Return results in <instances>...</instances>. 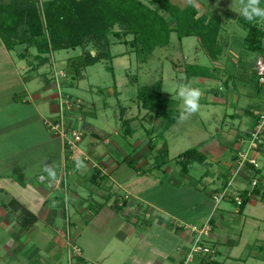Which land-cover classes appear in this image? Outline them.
<instances>
[{"label": "crops", "instance_id": "obj_1", "mask_svg": "<svg viewBox=\"0 0 264 264\" xmlns=\"http://www.w3.org/2000/svg\"><path fill=\"white\" fill-rule=\"evenodd\" d=\"M262 26L264 30V23ZM20 53L8 51L0 40V223L5 228L4 231L17 235L34 233L36 239H48L52 233L59 234L60 236H56L59 241L58 248L52 245L54 249L59 251L67 245L71 246L72 250L74 247H78L80 253L82 251L85 255V259L93 261L98 258L97 254L100 252L97 250L98 242L104 239L107 231L116 226L112 222L120 221L117 212L124 214L129 223L127 224L128 233L124 236L119 235L123 240L134 236L138 228L141 230L142 226L139 219L145 213V216L152 217L153 215L154 219L147 226V231L144 228L142 233H149V230L154 228L163 230L165 234L174 235L171 247H153L157 257L146 264H183L194 239V234L189 226H202L206 222L210 223L211 231L205 239V243L214 249L212 258L214 262L218 264H264V233L262 228L257 226L260 237L251 244L241 239V233L245 229L246 223L255 225L257 221H264V202L259 195L251 194L248 203L240 212L231 200L233 195H238V192H242L244 189H252L250 181L253 179L250 174L245 170L241 171L240 187L233 188L232 185L228 187L230 196L224 201L231 202L236 207L234 211L220 208V202L216 204L214 199V193L224 187L228 175L234 168L238 152L246 147V140L255 123V112L260 109L259 98L255 97L259 91L254 66L251 68L248 81L254 85L256 93L243 87L235 89L233 81L231 92L228 93V81L233 78L231 74L227 76L220 74L221 77L220 75L199 77V83L203 86L211 83L217 85V90H214L213 93L208 91V95L216 97L220 92L219 98H214L213 101L216 103L224 101L226 106L230 107V113L224 114V118L228 116L231 120H238L237 129L232 131L230 128V132H234L233 135L236 136V139L231 149V155L226 159L228 163H225V170L214 171L210 176L204 174V178L207 180L205 183L209 186L207 190L205 185L204 191L206 195H209L210 201L193 202L186 209L175 212L157 204L156 201L150 199L148 194L159 185L161 187H166V185L179 187L180 183L177 182L175 176L178 175V172L184 171L177 162L174 172L169 175L167 174V165H163L161 168H153L154 157L162 144L159 146L154 141V149H149V142L145 133V129L148 128L142 126L144 133L141 132L139 137H135L137 131L132 123L134 145L130 146L132 148L130 151L133 154L123 155L122 159L119 158L123 145L120 140L117 139L111 145L110 135L106 138L95 137L81 129L85 136L79 147L91 157L92 161L98 164L96 170H98L101 179L91 181V174L94 173L91 162L79 159L83 161L84 167L79 169L76 167V160L69 157L60 132L49 130L44 121L48 119H51L50 121L55 119L56 121L60 118L64 127L70 129L80 126L83 119L86 120V116L96 118L95 107L83 106V109L79 111L73 106L71 114L62 112L60 106L62 99L57 94L58 79L59 87L66 88L77 84L74 80L79 73L74 75L71 67L68 66V55L65 58L62 57L58 63V58L55 57L54 52L50 55L48 64L34 69L33 67L37 63L32 62V60H36L31 56L35 54V49L31 48L26 57L20 56ZM122 54H124L122 56L128 57V51L122 52ZM219 55L221 54L218 53L216 55L218 57L215 56L214 58L209 56L211 63L215 66H217L218 58L222 57ZM116 57L121 56L116 55ZM44 67L48 68V74L42 70ZM61 71L65 72L66 75L58 76ZM63 92L61 89V94L65 96L66 93L63 94ZM112 93L116 95L115 91ZM68 96L72 97V95ZM137 109V115L130 118L140 117V110L138 107ZM230 124L234 125L235 123ZM110 145L112 148L109 147ZM260 157H264V146L260 152ZM139 158L141 159L140 163L136 162L140 160ZM259 158V163H262V158ZM128 161L134 164L133 170ZM45 165L54 169L55 179L49 176L45 170ZM188 170L189 167L184 172L185 175ZM106 179L107 181L111 180L117 187L121 188L124 194H112L109 189L103 188L106 185ZM257 181L260 193H264V168L260 169L259 180ZM196 186L197 183L194 182L190 185H182V189L191 188L195 189L196 192ZM95 187L102 188L104 192L95 190ZM94 196L100 198L98 202L94 201ZM62 200L66 206L62 207ZM114 200H117L118 209L112 208ZM70 208L72 209L71 212ZM86 208L90 210L88 211ZM23 210L35 218V222L25 229L19 222H30L31 218L30 215H24ZM234 213L239 215L242 223V230L238 232L239 239L234 237L233 227L238 222ZM70 214L74 216L76 223L80 221L82 216V220L85 222L84 228L76 227L75 222L71 226V222L68 221L69 228L67 231L58 232L59 229L56 227L58 219H69ZM161 214L170 218L172 223L169 225L165 223ZM211 219H213L212 222ZM119 232L118 230L114 236H118L117 233ZM134 237L144 240L146 235ZM205 262L204 258L195 257L189 264H204Z\"/></svg>", "mask_w": 264, "mask_h": 264}, {"label": "rangeland", "instance_id": "obj_2", "mask_svg": "<svg viewBox=\"0 0 264 264\" xmlns=\"http://www.w3.org/2000/svg\"><path fill=\"white\" fill-rule=\"evenodd\" d=\"M194 1L200 14L207 12L209 15L220 20L221 29L218 35L217 50L221 54L219 56L222 57L218 58L216 63L217 66L211 63L209 55L204 51L197 38L184 37L179 40L176 37V34L173 33L171 34L169 45L164 48H157L145 62H140L139 57L137 58L135 53H132V51L130 52L129 46L112 39L113 44L111 46V52L115 56L120 55L121 57L113 58L111 62L101 61L93 66L87 67L78 74V78H75L74 81L77 84H74L73 86L61 88L59 87L58 79L57 94L58 97L62 99V102L59 99L62 112L71 114L70 112L72 111L71 109H66L67 104L65 106L63 105L65 99L70 103H75V105L77 102L87 108L95 107L96 118L86 116V120L107 131L110 135L111 145H113L117 139L123 143L119 155L120 159H122L121 157H123V155L128 153L133 154L130 146L134 145V136L139 137L141 132L144 133L143 128H141L142 126L145 128H153L154 136H158L159 133L162 132L163 122L154 118L152 114L145 115L146 111L139 109L141 114L140 117L137 116L138 118H134L135 120L130 123V126H132V123L135 126L137 131L136 134L134 136H123L124 128L121 126L122 123L119 114V107L127 108L125 117L130 118L136 116L138 106L134 99L139 87L152 85L157 81H161L163 95L172 100L171 106L179 112H182L183 107L182 101L176 96L175 85L177 83H190L193 87L199 88L202 91V96L199 101V112L191 115L187 120L179 119L168 130L164 131L161 137L158 136L159 138L156 139L159 146L162 142H165L167 145L168 164H165L164 166L167 165L168 175L171 174V172H174L178 155L187 149L196 148L202 153L204 151L207 157L206 163L191 164L186 175L184 172H178L175 179L180 183L179 187H168L166 185V187L163 186L165 187L163 188L159 185L148 194L150 199L156 201L157 204L175 212L177 210L181 211L182 209H186L188 205H192L193 202H202L200 200L210 201L209 195H206L204 191L206 185L205 182L207 181L204 178V174L206 173V175L210 176L214 171L225 170V163H228L226 159L231 155V149L234 146V140L236 139V136L233 135L234 132H230V128H232V131H235L237 129L236 125L238 124V120H231L228 116L224 118V114H229L231 111L230 107L226 106L224 101L218 103L213 101L214 98H219L220 92H218L216 97L208 95V91H212L213 93L214 90H217V85L211 83L210 85L203 86L199 83V77H188L184 72L186 65H196L199 66V68L201 66L203 69H201V71L211 77L220 74H223L224 76H227L228 74L233 75L232 79H227L229 80L228 93L231 92L232 81L234 82L235 89L243 87L256 93L254 85L248 81V78L251 75V68L255 64L258 53L246 48L244 42L246 30L239 22V16L241 14L238 0ZM258 24L263 28L262 22H259ZM130 38V36L127 37V39ZM262 44L264 45V39ZM22 47L17 46L15 52L20 53L24 51ZM126 51H128L129 58L122 56L124 55L122 52ZM79 52V49L57 51L55 52V57L58 58L59 63L62 57L65 58L67 55L69 57L74 56ZM94 53L95 51L92 49V54ZM34 55L31 57L33 58ZM216 55L218 54L216 53ZM32 62L35 63L36 61L32 60ZM110 64L113 67L114 77L106 68V66ZM65 67L67 66L65 65ZM42 70H44L46 74L49 72L47 67H44ZM199 71L200 70H197V73H200ZM59 75L62 76L66 74L61 71L58 73V76ZM181 76L186 77V79L181 81ZM67 80H70V78H67ZM114 80L118 96L112 93L114 91ZM61 89L64 91L63 94L66 93L65 96L61 94ZM258 91L259 94H255V97L259 98L260 109H262V95L259 88ZM223 92L226 93V91ZM68 95H72L73 98ZM50 120L51 119H48V121ZM53 120L55 121V119ZM57 120H59V118ZM233 122L235 124L231 125L230 123ZM73 129L82 131L80 126H77V128L74 127ZM82 133L83 141L85 133L83 131ZM247 140L244 149L247 148ZM111 145L109 146L110 148H112ZM136 151L138 152V150ZM240 152H238V154ZM260 158H262L260 166H262L261 169H263L264 157ZM140 161L141 159L136 162L140 163ZM131 169L133 170L132 167ZM233 170L234 168L231 171L234 172L235 170ZM240 172L241 171H238L233 178V188L240 187ZM194 182L197 183L196 192L195 189L191 188L182 189V185H190ZM103 188L107 190L109 189L112 194H124L123 190L117 187L111 182V180L107 181L106 179V185H104ZM206 188L208 190L209 186L206 185ZM95 190L101 191L102 193L104 192L102 188L95 187ZM97 196H94V201L96 202L100 199L97 198ZM63 206H66V203L62 200V207ZM219 207L229 209L230 211H234L236 208L231 202L224 200L220 202ZM86 209L88 211L90 210L88 208ZM71 210L72 209L70 208V212ZM117 213V217H119L121 222H112V224H116V226H113L107 231L104 239L101 242H98L99 245L97 250L100 252L97 254L98 258L93 261L85 259V255L82 251L79 255H76L72 250V247L68 245L65 248L62 247L59 251L54 249L53 246L58 248L59 241L56 236H60L59 234L55 235V233H52L48 239H36L34 238V233L31 235L30 233H23L21 235L8 233L7 231H4L5 228L0 223V264H146L151 259L153 261L157 257V253L153 247H171L170 245L172 239H174V235L170 233L165 234L163 230L154 228L149 230V233H142L144 228V230L147 231V226H149L150 221L154 219L153 215L152 217L145 216V213L142 214L139 219V222L141 223L139 224L142 226L141 230L138 228L137 233L134 235L138 237L146 235L145 239L139 240V238L136 239V237L131 236L126 240H123L121 236L128 233L127 224L129 223L124 214L121 212ZM234 215L238 218V222L233 227L236 234H234V237L235 239H239L238 232L242 230L241 218H239V215L236 213H234ZM161 217L168 225L172 223L170 218L162 214ZM74 219V216L71 214L69 219H58L56 223V227L59 229L58 232H66L69 228L68 221L71 222V226H73L72 223L75 222ZM82 219L83 217L81 216L80 221L77 223L75 222V225L76 227L83 229L85 222ZM255 225L246 223L245 229L242 230L241 239L248 244H251L256 238L260 237L257 226L262 228L264 233V221H257ZM118 230L120 231L117 233L118 236H114ZM119 235L121 236L119 237ZM46 244L47 246L45 247ZM152 252H154V254H152ZM159 256L162 257V255Z\"/></svg>", "mask_w": 264, "mask_h": 264}, {"label": "trees", "instance_id": "obj_3", "mask_svg": "<svg viewBox=\"0 0 264 264\" xmlns=\"http://www.w3.org/2000/svg\"><path fill=\"white\" fill-rule=\"evenodd\" d=\"M174 1L0 0V40L8 51H15L17 46H23L24 51L19 54L22 57H26L31 48L35 49L33 57L37 64L34 69L48 63L50 55L54 52L79 49L80 53L67 59L74 75L101 61L111 62L116 57L111 53L112 39L129 46L130 52L135 53L140 62H145L156 48L169 45L172 33H175L179 40L184 37L197 38L204 51L214 58L216 53H219L217 42L221 29L220 20L207 12L199 14L195 1L191 5L186 0ZM260 6L264 7V0H260ZM239 22L246 30L244 38L246 48L257 52L258 55L261 54L264 51L262 44L264 30L258 24L260 21L249 22L240 15ZM128 36L131 38L127 39ZM92 49L95 51L94 54ZM106 68L114 77L111 64ZM201 69V66L199 68L196 65H186L184 72L188 77H207ZM197 70H200V73H197ZM113 86L118 96L115 80ZM134 100L139 109L146 111L145 115L152 114L154 118L163 122L162 132L158 135L160 137L180 117L181 112L171 106L172 100L163 95L161 81L139 87ZM82 107L83 105H79L77 110L81 111ZM126 112L127 108L119 107L124 137L134 133L130 126L134 118H125ZM80 128L95 137L109 136L108 132L85 119L81 122ZM145 131L148 147L153 150L155 147L153 142L159 137L157 135L152 137L153 128ZM263 145L264 143L260 146V152ZM154 158L153 168H161L168 162L165 142H162ZM205 161L204 153L196 148H190L178 155L177 163L186 172L191 164H203ZM128 162L134 167L131 161ZM260 169L246 163L241 171L245 170L250 174L253 179L250 181L251 185L253 181L259 180ZM90 179L91 181L101 179L96 168ZM228 179L229 175L223 188L226 187ZM257 182L251 190L244 189L238 192L241 201L239 205L233 197L231 198L240 212L248 203L251 194L259 195L264 202V193H260ZM116 202L117 200L113 201V209H118ZM23 213L30 215L31 218L30 222H19L25 229L35 222V218L27 211L23 210ZM204 264L218 263L212 260Z\"/></svg>", "mask_w": 264, "mask_h": 264}, {"label": "built area", "instance_id": "obj_4", "mask_svg": "<svg viewBox=\"0 0 264 264\" xmlns=\"http://www.w3.org/2000/svg\"><path fill=\"white\" fill-rule=\"evenodd\" d=\"M254 74L257 86L262 95V109L255 112V124L253 129L249 133L247 148L241 151L237 156L234 166L235 171L233 170L235 173L231 171L226 187L214 193L216 204L224 199H227L230 196L228 187L232 185L234 176L238 173V171H241L246 163L256 168H261L258 158L260 155V146L261 144H263L264 139V51L259 54L255 60ZM67 101L68 100L66 99L63 101L64 106L67 104L66 109H71L73 106H76L75 108H79L80 103L76 102L75 105V103H70L69 101ZM44 123L49 128V130L60 132V136L63 139L64 146L68 151L69 157L71 159H82L85 162H91L93 168L98 167V164L92 161L91 157L86 152H83L79 147L83 136L82 131H78L73 128L67 129L66 127H64V124L60 118L59 120L53 122L45 120ZM256 182V180L253 181L252 186L256 185ZM232 197L234 198L236 204L239 205L241 202L239 196L236 194ZM209 224V222H206L202 226H189V229L194 234V239L183 264L191 263L195 257H202L206 261H212L214 249L207 246L205 243V239L211 231V227ZM73 251L76 254L80 253V249L78 247H74Z\"/></svg>", "mask_w": 264, "mask_h": 264}, {"label": "clouds", "instance_id": "obj_5", "mask_svg": "<svg viewBox=\"0 0 264 264\" xmlns=\"http://www.w3.org/2000/svg\"><path fill=\"white\" fill-rule=\"evenodd\" d=\"M188 4H194V0H186ZM240 6L241 16L249 21L264 22V7L260 6V0H238ZM186 77L181 76L180 80L184 81ZM176 96L182 101L183 110L180 113L179 119L187 120L191 115L196 114L200 110V98L202 91L199 88L193 87L190 83L179 82L175 85ZM76 167H84L83 161L77 159ZM45 170L52 179H55V171L49 166L45 165Z\"/></svg>", "mask_w": 264, "mask_h": 264}]
</instances>
